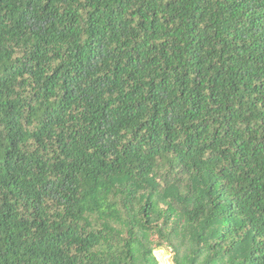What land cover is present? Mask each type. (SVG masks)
<instances>
[{
    "label": "trees",
    "instance_id": "obj_1",
    "mask_svg": "<svg viewBox=\"0 0 264 264\" xmlns=\"http://www.w3.org/2000/svg\"><path fill=\"white\" fill-rule=\"evenodd\" d=\"M264 264V0H0V264Z\"/></svg>",
    "mask_w": 264,
    "mask_h": 264
},
{
    "label": "rangeland",
    "instance_id": "obj_2",
    "mask_svg": "<svg viewBox=\"0 0 264 264\" xmlns=\"http://www.w3.org/2000/svg\"><path fill=\"white\" fill-rule=\"evenodd\" d=\"M155 256L159 264H174L172 259L173 255L168 249L156 251Z\"/></svg>",
    "mask_w": 264,
    "mask_h": 264
}]
</instances>
